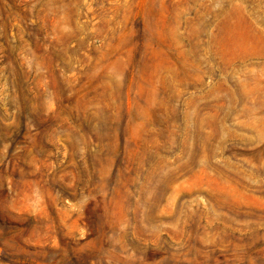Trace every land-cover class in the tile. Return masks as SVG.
Listing matches in <instances>:
<instances>
[{
  "label": "rangeland",
  "instance_id": "rangeland-1",
  "mask_svg": "<svg viewBox=\"0 0 264 264\" xmlns=\"http://www.w3.org/2000/svg\"><path fill=\"white\" fill-rule=\"evenodd\" d=\"M0 264H264V0H0Z\"/></svg>",
  "mask_w": 264,
  "mask_h": 264
}]
</instances>
